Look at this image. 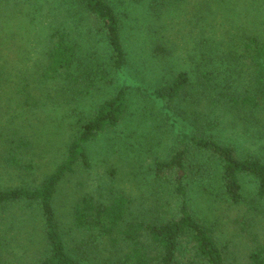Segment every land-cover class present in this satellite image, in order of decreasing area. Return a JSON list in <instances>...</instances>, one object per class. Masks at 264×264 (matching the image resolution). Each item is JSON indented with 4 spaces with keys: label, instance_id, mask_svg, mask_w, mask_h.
I'll return each instance as SVG.
<instances>
[{
    "label": "trees",
    "instance_id": "16d2710c",
    "mask_svg": "<svg viewBox=\"0 0 264 264\" xmlns=\"http://www.w3.org/2000/svg\"><path fill=\"white\" fill-rule=\"evenodd\" d=\"M173 19L196 65L140 85L129 66L148 48L176 49ZM132 84L173 132L145 170L169 200L145 213L113 184L107 195L69 193L65 228L59 193L91 169L88 144L143 122L128 119ZM42 99L67 106L70 124L48 118L73 132L49 173L35 157L49 141L9 108ZM12 207L35 246L22 264H264V0H0V220Z\"/></svg>",
    "mask_w": 264,
    "mask_h": 264
},
{
    "label": "rangeland",
    "instance_id": "374dc122",
    "mask_svg": "<svg viewBox=\"0 0 264 264\" xmlns=\"http://www.w3.org/2000/svg\"><path fill=\"white\" fill-rule=\"evenodd\" d=\"M195 19L196 17H191V27H193ZM130 25H132L131 22L127 27L129 29H126L128 32L130 31ZM165 25L167 26L166 28H170V22H166ZM177 28L178 23L173 19L171 21V28L168 32L170 36L168 43L172 44L173 40L171 37H174L173 39L177 45L175 50H171V48L168 49L167 45H170L167 44L166 47H164L166 48V54L162 56L161 52H159L156 47L152 50L148 48L144 53V60L132 61L128 70L135 74L140 85L145 82L152 83L163 81V79L168 78L169 75L174 74L177 70L190 71L196 65L194 60H191L190 55H187L188 50L186 49V51L183 48V37L176 36L174 30ZM136 49L137 48L130 49L131 55ZM156 59H158V61ZM161 60H164V62L160 63ZM135 88L136 86L132 84L131 91L133 93L134 102L137 103L136 107L138 108L135 110L134 107H132L128 114V119L134 121L142 120L143 122L137 128H133L130 123L122 124L115 130L108 132V134L100 135L96 140L88 144L87 148L91 169L88 170V172H84L80 169V172L70 176L65 186H62V193H59L58 202L61 206L58 210L61 213L60 221L65 228H68L70 224L67 216V205L69 203V198L67 197H69V193L90 191L94 192V194H99L100 192L98 191H101L102 193L100 194L107 195V185L113 184L116 189L118 187L125 189L126 193L132 197V209L137 208L145 213L149 212L150 208L155 207H159L156 212L161 211L162 206L160 204L169 200L167 186L162 184L159 188H152L147 184V181L152 180L151 176H149L148 170L147 172L145 170L152 164L155 158H163L167 145L174 138L173 132L170 131L169 125L160 126L159 123L162 122L159 120L161 115L158 107L153 103L144 101L141 92H137ZM139 90L142 91L143 89L141 88ZM53 97L56 98V96ZM43 101L42 99L38 106L32 107H28L23 102L19 105L11 103L9 108L12 115L15 113V115L18 116L17 123H19L20 118L23 117L33 126L37 136L41 134V138L38 139L39 144L43 143L41 139L46 142L49 141V144L52 146L50 154L41 157L35 153L36 159L40 160L41 169L49 173L60 161L62 150L70 134L71 136L73 135V132H70L65 125L58 126L57 129L53 128L57 125H54L52 119L49 120L48 118V115H52V117L57 118V122H59L61 121L60 116L65 114L63 120L66 121L67 124H70L71 121L69 119L71 118L66 115L67 106L62 108L56 107L55 109L50 101H48V103ZM87 104L84 103L83 106L76 107L75 113L81 117L85 115L90 109V106ZM27 118H30V120ZM51 129H53L54 132L50 133ZM112 138L113 141H111ZM109 141L112 142L110 145ZM127 150L131 155L130 162L133 164L132 168L128 167L126 161L129 155ZM37 173H39V171L35 172V174ZM167 203L168 204L165 206L166 209L169 205V202ZM20 216H23V213L16 207L1 212L0 236L4 238V240L1 241L2 244L0 245V259L4 260V262L12 258L17 259L20 264H22L34 258L30 250H33L35 246L25 245V236L27 235L22 228ZM10 224H12L14 228H10ZM5 239L10 241L8 245H5ZM20 245L29 248V253L27 255L24 256L22 254L21 251L23 250L19 249Z\"/></svg>",
    "mask_w": 264,
    "mask_h": 264
}]
</instances>
